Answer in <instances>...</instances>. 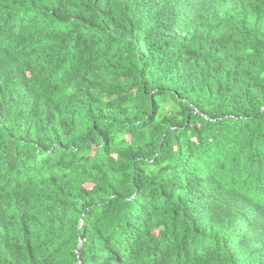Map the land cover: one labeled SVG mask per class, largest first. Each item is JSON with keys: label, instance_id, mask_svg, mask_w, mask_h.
Segmentation results:
<instances>
[{"label": "trees", "instance_id": "trees-1", "mask_svg": "<svg viewBox=\"0 0 264 264\" xmlns=\"http://www.w3.org/2000/svg\"><path fill=\"white\" fill-rule=\"evenodd\" d=\"M0 264H264V0H0Z\"/></svg>", "mask_w": 264, "mask_h": 264}]
</instances>
